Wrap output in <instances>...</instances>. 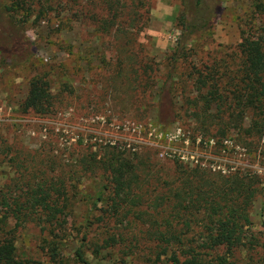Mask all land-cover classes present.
Returning <instances> with one entry per match:
<instances>
[{"label":"rangeland","instance_id":"374dc122","mask_svg":"<svg viewBox=\"0 0 264 264\" xmlns=\"http://www.w3.org/2000/svg\"><path fill=\"white\" fill-rule=\"evenodd\" d=\"M50 2L45 7L28 3L11 16L20 27L22 49L10 60L0 55V187L13 178L2 153L5 145L30 160L26 173L30 183L44 177L37 171L40 161H49L46 170L58 167L61 175V169H69L83 153L101 157L110 151L132 163L142 157L151 160L164 179L159 187L151 186L150 190L155 189L151 197L166 192L179 164L223 175L253 171L264 177V130L259 141L251 140L253 145L239 143L235 126L215 105L207 110L196 91L200 83L193 84L198 72L209 74L210 69H216L213 80L222 88L235 79L241 41H264V0H213L211 7L203 9L204 16L211 15L209 30L176 63L171 58L181 36L180 0H141L128 25L123 17L121 24L106 31L94 23L106 14L101 0ZM124 2L136 7L140 0ZM88 8L96 19L89 18ZM37 75L46 77L55 102L53 112L45 116L23 112L21 106L30 80ZM170 81L175 84L174 96L169 92ZM209 86L201 88L207 97ZM249 124L247 117L243 129ZM221 130L226 136L219 138ZM105 178L99 173L85 176L72 181L75 188H68L70 202L58 229L63 243L60 260L50 261L47 231L32 223L16 233L17 260L21 264H80L75 252L81 247L90 264H142L139 256L122 258L118 246L93 252L112 223L95 220L107 209L106 203L93 207L87 196L94 194V183ZM261 203L258 198L249 210L246 239L259 246L228 255L227 264H264ZM89 208L92 214L86 222ZM137 227L140 230L141 225ZM149 248L150 243L142 239L140 253Z\"/></svg>","mask_w":264,"mask_h":264},{"label":"trees","instance_id":"16d2710c","mask_svg":"<svg viewBox=\"0 0 264 264\" xmlns=\"http://www.w3.org/2000/svg\"><path fill=\"white\" fill-rule=\"evenodd\" d=\"M180 2L183 8L181 36L172 55V63H176L179 56H185L189 46L206 35L212 20L210 13L203 15V9L211 7L213 0ZM28 3L45 7L51 2L9 0L7 4L0 0V55L5 60L17 57L22 49L20 27L11 16ZM101 3L106 14L94 23L97 22V29L103 31L121 24L123 17L128 25L143 4L141 0L136 7L121 3V0H101ZM86 5L91 6V3ZM211 9L213 11L214 7ZM88 10L89 18L96 19L91 8L87 9V14ZM238 49L240 64L233 83L222 88L213 80L216 69H210L209 74L198 72L193 84L200 83L196 91L203 96L205 108L209 110L215 105L221 116L226 115L229 125L235 126L237 141L253 145L251 140L259 141L264 130V41L245 38ZM170 82L169 92L174 96L175 84ZM208 84L210 91L207 97L201 93V88L208 87ZM21 106L23 112L32 111L40 116L53 112L55 102L45 76L37 75L30 80ZM247 117L250 124L243 129ZM219 134V138L226 136L223 130ZM2 149L13 178L0 187V264H21L16 257V233L20 227L30 223L39 226L41 232L47 231L45 243L50 261L60 260L63 243L58 239V229L70 202L71 190L68 188H75L71 185L73 180L97 173L106 178L104 182L94 181V194L88 195L87 201L93 207L106 203L107 209L95 220L112 225H107L101 242L95 243L94 254L101 249L118 246L122 258L139 256L142 264H227L228 255L240 249L250 252L259 246L257 241L248 243L246 240L251 226L249 210L258 198H262L264 214V177L253 171L223 175L202 167L188 169L179 164L166 192L151 197L150 193L155 190H150L151 186L159 187L164 179L159 170H154L155 165L148 157L132 163L115 151L101 157L97 153L86 152L69 169H61V175L58 167L46 170L49 161L43 160L37 171L46 177L30 183L26 179L30 169L28 157L14 152L8 145ZM51 173L54 175H49ZM91 214L92 208H89L86 222H89ZM137 224L141 225L140 230ZM142 239L150 243L146 253H140ZM220 250L224 255L219 254ZM75 257L80 264H90L81 247L76 250Z\"/></svg>","mask_w":264,"mask_h":264}]
</instances>
